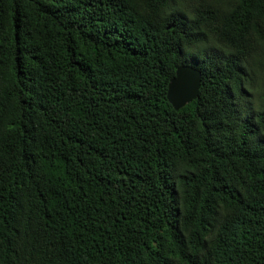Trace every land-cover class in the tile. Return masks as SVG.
I'll list each match as a JSON object with an SVG mask.
<instances>
[{"label":"trees","instance_id":"trees-1","mask_svg":"<svg viewBox=\"0 0 264 264\" xmlns=\"http://www.w3.org/2000/svg\"><path fill=\"white\" fill-rule=\"evenodd\" d=\"M0 264H264V0H0Z\"/></svg>","mask_w":264,"mask_h":264},{"label":"water","instance_id":"water-1","mask_svg":"<svg viewBox=\"0 0 264 264\" xmlns=\"http://www.w3.org/2000/svg\"><path fill=\"white\" fill-rule=\"evenodd\" d=\"M201 82L200 71L190 65H180L167 85V99L174 109H179L191 100L198 92Z\"/></svg>","mask_w":264,"mask_h":264}]
</instances>
